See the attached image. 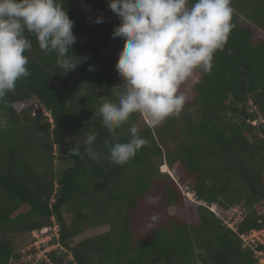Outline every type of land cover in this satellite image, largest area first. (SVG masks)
Returning <instances> with one entry per match:
<instances>
[{
	"label": "trees",
	"instance_id": "16d2710c",
	"mask_svg": "<svg viewBox=\"0 0 264 264\" xmlns=\"http://www.w3.org/2000/svg\"><path fill=\"white\" fill-rule=\"evenodd\" d=\"M76 1L63 0V6L74 21L72 51L87 59L63 74L56 53L45 54L26 33L31 76L0 99V117L7 119L0 127V264L22 257L16 235L54 224L58 247L36 261L33 253L32 264H257L239 233L264 226L258 212L264 202V37L254 34L264 31V0H231L234 26L211 71L197 68L198 115L185 117L178 142H167L172 118L146 125L138 134L148 144L122 166L107 159L109 146L132 139L136 113L114 132L95 115L105 98L118 103L114 87L123 80L115 62L123 40L111 33L120 21L108 0H85L94 8L88 15ZM98 15L103 23L94 22ZM66 126L80 138L97 133L92 148L99 163L81 143L58 171L55 150L63 152ZM30 127L41 133L36 143L24 139ZM155 159L173 176L160 172ZM181 186L194 198L187 197L194 205L189 216ZM215 204L226 218L234 207L249 211L233 230L209 208ZM102 225L108 229L72 244L85 228Z\"/></svg>",
	"mask_w": 264,
	"mask_h": 264
},
{
	"label": "clouds",
	"instance_id": "9594fccd",
	"mask_svg": "<svg viewBox=\"0 0 264 264\" xmlns=\"http://www.w3.org/2000/svg\"><path fill=\"white\" fill-rule=\"evenodd\" d=\"M108 7L120 21L111 35L123 40L115 69L125 90L114 89L118 103L105 98L95 115L109 132L137 112L146 114L148 125L156 127L181 112L186 97L179 88L194 70L211 71L214 53L223 48L234 26L231 0H108ZM94 22L103 23L104 17L98 15ZM73 27L63 0H0V99L15 91L18 80L31 76L25 52L32 44L26 33L36 37L45 54L56 53L63 74L85 61L87 57L72 51L77 39ZM6 124L7 119L0 117V127ZM139 131L133 125L130 141L109 146L110 163L122 166L148 144ZM96 138L97 133H88L77 145L86 144L90 158L99 163L100 154L92 148ZM72 152L78 153L79 147Z\"/></svg>",
	"mask_w": 264,
	"mask_h": 264
},
{
	"label": "rangeland",
	"instance_id": "374dc122",
	"mask_svg": "<svg viewBox=\"0 0 264 264\" xmlns=\"http://www.w3.org/2000/svg\"><path fill=\"white\" fill-rule=\"evenodd\" d=\"M76 8L78 9L79 13L83 14V15L90 14L92 12V10L94 9L93 6L91 4H89L88 2H86L85 0H77L76 1ZM238 18L241 21H244L243 17L240 16ZM254 34H255V37H259V38L264 37V31H261L259 29L255 30ZM199 77H200V71L195 69L193 75L190 78H188L185 82H183L179 88V92L185 95L186 101H185V104L183 106V109L181 110V112L178 115H173V116L168 117V118L173 119V124L171 125V130H170L171 134H172L171 135L172 138L167 139V142H168L170 147L178 142L179 137H180V126L182 125V122L184 121L185 117L189 116V117L195 118L198 115L199 103L196 99V95H195L194 90H193V85L199 80ZM114 89H115V91H124L125 85H124L123 81L118 83L117 85H115ZM115 97H117V99H118L117 95H115ZM148 119L149 118L146 114L137 112L136 113V120L133 122V125L137 126L138 128H143L144 126L148 125ZM260 120L264 122V119L261 118ZM152 128H154V127H152ZM28 129H29L30 133L29 134L24 133V139H27L31 143L32 142L36 143L38 140V137L41 136V133L35 127H30ZM60 139L62 140V144H63V152L58 153L54 147V150L58 156V159L55 161V166L58 169V171L63 166H65L67 163L65 161L67 159L68 150H71L77 146L79 147L80 144L77 145V141L81 140L82 138L73 136L70 132L69 127L66 126V127H63L61 129ZM163 148H165V147L163 146ZM155 163H156V165H158L159 171L163 172V169L160 165V160L155 159ZM168 174L170 176L172 175L169 170H168ZM180 188H181V192L183 194V197L185 198L184 199V207H185V209H187V215L189 216L190 210L192 211L194 205L189 204L190 202L187 200V197L193 198V195L184 186H181ZM209 208L211 210L215 209V210H213V212L215 214H217V216L227 220L228 217L226 218L225 215H223V213L220 211V209L217 207L216 204L213 206L212 205L209 206ZM175 211H176L175 207H172L169 209V212H171V213H173ZM248 211L249 210L245 209V208L242 209L240 207H234L229 211L230 212L229 213L230 219L236 220L238 215H239V217H243ZM258 212L264 216V202H263L261 210H259ZM64 218L66 219L67 222H69L70 217L65 212H64ZM229 222H232V221H229ZM56 228L58 230V225L54 224L51 228L46 227L45 229L47 231H45L43 229L42 232L39 231V232H37V234H34V235H32L31 233L16 235L14 237L15 249L20 250L23 255L20 258V260L14 262V264H24V263L25 264H32L33 258H31V256L34 255V257L36 258L35 259V261H36L40 258H45L47 252L53 250L54 248L56 249L59 244L54 243L52 241L53 236L58 237V233H56L57 235L53 234L54 230ZM107 229H108L107 225L97 226V227H93V228H85L82 233H80L78 236L73 238L72 244H75L77 241H79L83 238L91 237V236H94L96 234L102 233Z\"/></svg>",
	"mask_w": 264,
	"mask_h": 264
},
{
	"label": "built area",
	"instance_id": "2783aa9c",
	"mask_svg": "<svg viewBox=\"0 0 264 264\" xmlns=\"http://www.w3.org/2000/svg\"><path fill=\"white\" fill-rule=\"evenodd\" d=\"M238 219V220H237ZM236 220L230 219V216L227 220H225V223L232 228L233 230H236V223L242 217H237ZM232 221V222H229ZM58 225V224H55ZM47 231L45 228H42L39 231ZM37 230H34L31 232L32 235L37 234L39 232ZM58 233L57 228L54 230V235H57ZM239 237L241 240V245L243 248H248L252 251L253 256L255 257L257 264H264V226L260 228H253L248 231L239 233Z\"/></svg>",
	"mask_w": 264,
	"mask_h": 264
},
{
	"label": "bare ground",
	"instance_id": "6f19581e",
	"mask_svg": "<svg viewBox=\"0 0 264 264\" xmlns=\"http://www.w3.org/2000/svg\"><path fill=\"white\" fill-rule=\"evenodd\" d=\"M161 167H162V169H163L164 172H168L169 169H168L167 165L162 164Z\"/></svg>",
	"mask_w": 264,
	"mask_h": 264
},
{
	"label": "flooded vegetation",
	"instance_id": "af4514ba",
	"mask_svg": "<svg viewBox=\"0 0 264 264\" xmlns=\"http://www.w3.org/2000/svg\"><path fill=\"white\" fill-rule=\"evenodd\" d=\"M60 150L63 151V144H62V140H61V146H60ZM70 152V150H68V153Z\"/></svg>",
	"mask_w": 264,
	"mask_h": 264
}]
</instances>
